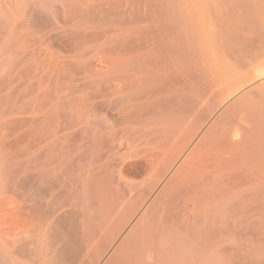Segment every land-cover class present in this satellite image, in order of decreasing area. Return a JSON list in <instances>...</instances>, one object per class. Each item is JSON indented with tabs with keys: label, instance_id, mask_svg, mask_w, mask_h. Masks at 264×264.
I'll list each match as a JSON object with an SVG mask.
<instances>
[{
	"label": "bare ground",
	"instance_id": "bare-ground-1",
	"mask_svg": "<svg viewBox=\"0 0 264 264\" xmlns=\"http://www.w3.org/2000/svg\"><path fill=\"white\" fill-rule=\"evenodd\" d=\"M169 1L0 0V264H264V0Z\"/></svg>",
	"mask_w": 264,
	"mask_h": 264
},
{
	"label": "rangeland",
	"instance_id": "rangeland-1",
	"mask_svg": "<svg viewBox=\"0 0 264 264\" xmlns=\"http://www.w3.org/2000/svg\"><path fill=\"white\" fill-rule=\"evenodd\" d=\"M172 1H173V0H172ZM201 1H202V0H201ZM248 1H250V0H248ZM168 2H171V1L168 0ZM174 2H177V0H174L173 3H174ZM183 2H184V3H189V2H191V0H189V1H188V0H183ZM246 2H247V1H246ZM246 2H245V3H246ZM203 3H206V2H203ZM247 3H248V2H247ZM248 4L250 5V3H248ZM249 5H248V6H249ZM250 6H251V5H250ZM245 7H246V6H245ZM245 7H244V9H245ZM246 8L249 9V7H246ZM205 10H206V8H204L203 11H205ZM240 10H241V9H240ZM263 10H264V8H263ZM199 11H200V10H197V12H199ZM189 12H190V10H189ZM184 17L187 18L188 16H184ZM262 18L264 19V13H262V14H261V17H260V23H261L260 26H262L263 23H264V20H263ZM238 20H239V19H236V18H235V19L233 20V23H234V24H235V22L238 23ZM261 20H263V21H262L263 23L261 22ZM224 21H225V20H224ZM224 21H223L221 24H229L230 22L232 23V21H227V19H226V22H227V23L224 22ZM239 21H240V20H239ZM240 23H241V21H240ZM240 23H239V24H240ZM246 24H247V23H246ZM248 24H249V23H248ZM248 24H247V26L249 27ZM230 26H232V25L230 24ZM237 26H239V25H237ZM251 26H252V24H251ZM251 26H250V27H251ZM258 26H259V24H258ZM222 27H223V26H222ZM226 27H228V26L226 25ZM226 27H225V28H226ZM233 27H234V26H233ZM245 27H246V26H245ZM263 27H264V26H262L261 29H263ZM220 28H221V27H220ZM235 28H236V25H235ZM235 28H234V29H235ZM238 28H239V27H238ZM243 28H244V27H243ZM257 28H258V30H259L260 27H257ZM222 29H223V28H222ZM240 29H241V28H240ZM244 29H245V28H244ZM261 29H260V31H261ZM242 30H243V29H242ZM248 30H250V29H248ZM251 30H253V27H252ZM251 30H250V31H251ZM240 31H241V30H240ZM250 31H248V33H249ZM254 31H255V30H254ZM254 31H252V32H254ZM256 31H257V30H256ZM260 31H259V32H260ZM243 32H246V33H247V30H246V31H243ZM259 32H258V34H259ZM261 32H262V31H261ZM263 32H264V31H263ZM250 33H251V32H250ZM250 33H249V34H250ZM254 33H255V32H254ZM251 34H252V33H251ZM256 34H257V32H256ZM256 34H254V35H255L254 37H256ZM260 34H261V33H260ZM262 35H264V33H263ZM252 36H253V35H252ZM257 36H258V39H259V36H260V35H257ZM260 37H261V40H262V39H263L262 36H260ZM256 39H257V38H256ZM256 42H257V41H256ZM258 42H260V39H259ZM261 43H262V42H261ZM263 43H264V40H263ZM263 43H262V44H263ZM253 44H254V42H253ZM257 44H258V43H256V45H254V46H257ZM258 46L261 47L260 44H258ZM263 46H264V44H263ZM263 46H262V47H263ZM262 47H261V48H262ZM250 48H251V47H250ZM252 48H254V47L252 46ZM252 48H251V49H252ZM255 48H257V47H255ZM262 49H263V48H262ZM249 50H250V49H249ZM249 50H248L247 53H249ZM259 50H261V49H259ZM259 50H256V52L259 51ZM252 51H253V50H252ZM254 51H255V50H254ZM254 51H253V52H254ZM263 51H264V50H263ZM263 51H259V52L261 53V54H260L261 57L258 56V57L254 60V62H253L251 65H257V64H259V63L261 62L260 60H262V62L264 63V61H263V59H262V58H264V56H263V55H264ZM254 53H255V52H254ZM250 54H252V52H251ZM255 54H256V53H255ZM255 54H254V56H255ZM252 55H253V54H252ZM256 55H258V54H256ZM251 57H252V56H251ZM255 57H256V56H255ZM253 58H254V57H253ZM258 61H260V62H258ZM262 62H261V63H262ZM242 95H243V94L240 93L239 95L235 96L231 101H229V102L227 103L228 106L231 105L232 101H235L236 99L240 98ZM229 103H230V104H229ZM226 107H227V106H226ZM137 160H138V158H135V159H134L135 162H136ZM135 164H136V163H135ZM139 168H141V167H137V164L134 166L135 172H134L133 176L131 177L132 181L135 183V187H136V185L138 184L137 187H136V189H135V191H134V193L137 192V191H139V192L135 193L136 195L133 193V196L129 199V201L126 202V204L129 202V203L127 204V206H124L125 208L122 209V210H123V212L121 211L122 214L118 215L117 220H116L118 225L116 224V225H117V226H116L115 223H114L113 226H115V228L112 226L113 229H115L116 231H118V230H117L118 226L121 227V224H124L125 222H128V221L131 219V218H129V217H132L134 214H135V215H134L133 217H135L137 214H140L141 210L138 211L137 214L134 213L135 208L137 209V207L139 206V204L144 200V198H141V197H144V194H145V193H146L145 196H146V197L148 196V193H147L148 191L145 192V193H143V192L145 191V188H147V187L149 186L148 189H149V190L152 189V188H151V184L148 183V182L146 183V180H148V179L151 180V178H152V172H150L149 170H144V169H142V168H141V169H142V170H141V169H139ZM138 171H140V172H138ZM149 177H150V178H149ZM146 178H148V179H146ZM143 182H145V183H146L145 185H148V186H144V187H145V188H144V187H143V185H144ZM150 182L152 183V180H151ZM139 184H140V185H139ZM149 184H150V185H149ZM152 184H153V183H152ZM138 186H139V187L142 186V187L139 189ZM152 186H154V185H152ZM148 189H147V190H148ZM136 190H137V191H136ZM150 191H151V190H150ZM133 213H134V214H133ZM141 214H142V213H141ZM131 215H132V216H131ZM139 217H140V216H138V218H139ZM119 218H120V221H119ZM128 218H129V219H128ZM138 218H135V220H133L132 222L130 221L131 223H130V222L128 223V225L130 224L129 226H126V227H128V231H129L130 229H132V227L136 224ZM127 219H128V220H127ZM116 221H115V222H116ZM124 221H125V222H124ZM119 223H121V224H119ZM126 224H127V223H126ZM116 227H117V228H116ZM10 229H11V230H10ZM12 229H13V228H7V229L5 230V231H7L6 233H8V232L10 231V233L8 234V237H10V238H8L7 235H6V237H5V238H8V241L6 242V243H7V246H6V243H5V247H6V248H4V253H3V254H5V255H3V256H4V258H3L4 261L1 260L3 263H8V262H10V263H12V264H14V263H15V264H51V262H52V264H58V263H59V264H64V263L62 262V261H63V258H62V257H61L62 260H60V259H59L60 257L58 256V259H59L60 261L56 262L58 259L55 261V259L51 256V255L53 254V251L57 248V246H56V248H54V250H53V248H51V247L49 246V244L47 243L45 236H43L42 234H37V232H33V233H32V232L30 231V232H31V233H30L29 231H25V233H21V232H23L22 230H21V232H18V230H14V229H13V231H12ZM118 229H119V228H118ZM5 231H4V232H5ZM33 231H36V230H33ZM110 231H111V232H110ZM128 231H127V232H128ZM26 232H27V233H26ZM107 232H108V234H109L110 237L113 235V234H112V232H113V231H112V228H111V230H108ZM11 233H14V234H19V233H20L21 236H20V235H19V236H20L21 238L18 236L19 238H17V240H18V241H17L16 238H15L17 235L14 237V234H13L12 237H11ZM114 233H115V232H114ZM116 233H117V232H116ZM4 234H5V233H4ZM28 234L31 235V236H33V237H36V238H34V239H32V240H35V241H34L35 244H38V243H39V246H36L33 242L25 243V241H27L28 238H29V237H28ZM34 234H35V235H34ZM108 234H107V235H108ZM125 234H126V233H125ZM125 234L122 236L123 238H124ZM24 235H25L26 237H23ZM31 236H30V237H31ZM38 236H39V237H38ZM33 237H31V238H33ZM40 237H41V239H40ZM102 237L105 238V239L103 238V239H104V242H102V240H101V241L99 240L98 242H100L99 244L103 246V244L106 242L105 240L110 239V237L107 238V237H106V234L103 235ZM122 237H119L116 241L113 240V242H114V241L116 242V243L114 242L115 244L112 242V239H111V243H112V244L109 243V244H108L109 246L107 245V243H108L110 240H109V241L107 240L108 242H106V245H104L103 247L100 246L101 249L104 248V249H102V251H99V250L97 249V248L99 247V246H98L99 244H98V242H97L96 245H97V244H98V245H97V246L95 245L97 248L94 247L93 250H92V251L94 252L93 254H96V257H95L94 255H93L94 258L91 256V257L93 258L92 261H96L95 259H98V258L104 253V250L106 251V252H105L106 255L104 254V256H103L102 258H103L105 261H107V258H108V257H107V252L112 248V249H111V252L114 253V250H117V248H118L117 246L119 245V247H120V246L122 245V243H123V238H122ZM26 238H27V240H26ZM31 238H30V239H31ZM112 238H113V237H112ZM114 238H115V237H114ZM114 238H113V239H114ZM23 239H24L25 241H24ZM101 239H102V238H101ZM11 240H12V241H11ZM14 240H15V241H14ZM21 240H23L24 242L21 241ZM37 240H38V242H37ZM28 241H30V240H28ZM117 241H119V242H117ZM9 242H12V244H11L12 247H9V246H8ZM17 242H18V243H17ZM22 242H23V243H22ZM101 242H102V243H101ZM21 243H22V244L25 243V245L27 244V246H25L24 251H26V250H28V249H29V250H32L31 248H33L34 246H36V247H34V249L38 248L37 250H35V251H38V252H39V258L37 259V261L35 260L36 262L33 261L34 259H36V255H35L36 252H34V249L32 250V251L34 252V253H32V254H31V253L29 254V253H27V252H22L23 249L20 248L21 246H20V247L18 246V245H21ZM116 244H117V245H116ZM9 245H10V244H9ZM28 245H29V246H28ZM48 246H49V248L51 249V252H50V253H49L50 249L48 248ZM105 246H106V247H105ZM107 246L109 247V249L107 248ZM8 247H9V248H8ZM15 247H18L19 250H22V251H19V250L16 248L15 253L12 254V252H14ZM22 247L24 248V245H23ZM26 247H27L28 249H26ZM100 247H99V248H100ZM5 249H6V250H5ZM101 249H100V250H101ZM5 251H6V252H5ZM11 251H12V252H11ZM98 251H99V253H96V252H98ZM16 252H17V254H20V255L17 256V255H16ZM111 252L109 253L110 256L113 255V253L111 254ZM21 253H22V255H21ZM43 253H44V254H43ZM48 253H49V254H48ZM101 253H102V254H101ZM6 254L8 255L7 257H5ZM42 254H43V255H42ZM97 254H98V256H97ZM100 254H101V255H100ZM27 255H28V256H27ZM99 255H100V256H99ZM109 255H108V256H109ZM21 256H22V257H21ZM26 256H27V258H26ZM30 256H31V258H30L31 261H29V260H30V259H29ZM50 256H51V257H50ZM110 256H109V257H110ZM8 257H9V258H8ZM41 257H42V258H41ZM49 257H50V258H49ZM23 258H24V259H23ZM40 258H41V259H40ZM51 258H52L53 260H51ZM92 258H90V261H91ZM105 258H106V259H105ZM7 259H8V260H7ZM39 259H40V260H39ZM103 259H98V261H99L100 263H97V264H101V263L104 264V263H103V262H104ZM47 260H50L51 262H50V261H47ZM28 261H29V262H28ZM102 261H103V262H102ZM88 262H89V261H88ZM96 262H97V261H96ZM78 263H79V262H78ZM78 263H76V264H78ZM93 263H94V262H93ZM79 264H81V262H80ZM83 264H85V263H83ZM87 264H88V263H87ZM89 264H91V263H89Z\"/></svg>",
	"mask_w": 264,
	"mask_h": 264
}]
</instances>
